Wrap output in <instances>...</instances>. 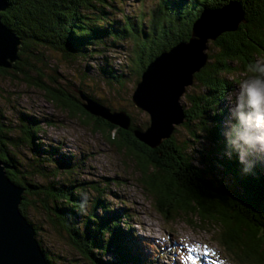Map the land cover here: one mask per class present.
Masks as SVG:
<instances>
[{"label": "trees", "instance_id": "16d2710c", "mask_svg": "<svg viewBox=\"0 0 264 264\" xmlns=\"http://www.w3.org/2000/svg\"><path fill=\"white\" fill-rule=\"evenodd\" d=\"M6 1L9 9L1 14L2 22L23 41L15 73L28 84L26 74L31 64L24 55L34 53L30 48L35 49V46L52 45L71 59L83 60L94 57L103 49L128 45L129 67L139 80L158 56L181 42H188L193 24L204 11L220 10L229 2L238 4L245 23L236 32L224 34L215 42L219 51L216 56L208 53L209 62L195 76L197 91L186 96L188 104L183 107L184 126L189 127L201 119V129L207 133L206 138L214 147L210 152L201 151L196 157L199 166L194 165L192 157L174 137L151 150L134 136V131L144 130L147 124L137 125L132 119L130 130H121L89 115L76 93L68 95L57 90L61 92L59 95L56 90L57 93L36 86L42 88L46 98L57 108L78 112L95 122L98 131L111 145L125 147L136 154L139 159L137 167L144 175L139 183L157 214L169 222L180 217L194 228L212 226L218 229L216 242L236 264H264V161L259 160V154L250 152L251 145L240 140L243 114H238L230 131H224L220 126L225 116V109L220 104L231 89L222 76L250 71L249 66L257 63L258 57L264 59V0H156L148 9L141 6L133 14H126L125 0ZM116 15H121V20ZM111 74L119 86L124 85L119 77L115 78L113 71ZM80 89L88 99L102 104L88 90L83 91V85L77 90ZM107 108L112 113L127 114L120 108ZM207 121L213 122L214 126L207 127ZM33 128H28L26 137H20V145L23 143L37 157H42L38 153L40 145L33 143ZM38 128L41 129L40 126ZM4 130L0 124V158L14 168L6 173L12 183L24 190L20 211L35 229L36 237L39 228L27 218L28 211L34 208L43 215L44 221L66 236L68 246L79 259L75 263L146 264L149 261L142 260L141 249L135 248L138 244L135 237L131 231H125L131 228V217L112 214L104 219L96 215L98 208L105 209V202L101 200L104 193L95 188L99 194V198L94 200L95 206L82 216V220L79 219L80 213L85 212V197L79 193L86 182L56 185L57 172L66 169V164L61 163L62 167L59 164L52 171H47L52 182L35 184L28 170H24V164H19L16 153L7 151L19 143H12ZM243 132L253 136L250 132ZM149 156L150 161L144 159ZM217 156L222 157L220 162ZM40 161L44 163L42 158ZM148 164L154 166L155 174H146ZM41 167L37 162L32 171L43 179L45 174ZM38 243L41 246L39 240ZM43 252L46 253L45 250ZM111 254L116 262L107 258ZM47 259L54 264L51 256Z\"/></svg>", "mask_w": 264, "mask_h": 264}, {"label": "rangeland", "instance_id": "374dc122", "mask_svg": "<svg viewBox=\"0 0 264 264\" xmlns=\"http://www.w3.org/2000/svg\"><path fill=\"white\" fill-rule=\"evenodd\" d=\"M125 1L126 14L137 12L141 6L148 9L150 4L156 2V0ZM116 16L121 20V15ZM18 38L21 40L19 47L21 52L23 41ZM120 46L117 49H103L87 60L71 59L66 53L54 49V45L30 48L34 53L24 55L31 64L26 74L30 84L25 82L21 75L15 73L19 52L18 59L13 64L14 68L4 69L8 72L0 71V124L5 127L7 137L12 143H19L13 144L14 147H10L7 151L11 154L16 153L15 157L19 158V164H24V170H28V175L31 174L35 184L52 182L53 180L47 177V171H52L59 164L62 167L61 163L66 164V169L57 172L56 185L72 183V181L86 182L79 193L85 197L83 206L85 212L79 215L81 220L82 216L88 214L95 206L94 200L99 198L95 188L103 192L104 196L101 200L105 202V209L98 208L95 214L104 219H108L112 214L119 216L127 214L131 217L129 221L132 223L131 228L125 231L127 233L131 231L133 238L135 237L134 241L138 243L135 248L141 249L142 260L149 259L146 264H236L216 242L218 229L208 225L194 228L188 226L180 217L169 222L154 211L150 197L139 183L143 173L137 167L139 159L135 153L129 152L125 147L111 145L103 133L98 131L95 122L87 120L78 112L57 108L46 98L42 88L36 86L37 84L48 90H60L68 95L76 93L80 98L83 95L82 90L77 89L83 85L85 88L83 91L88 90L87 92L93 94L102 106L124 110L127 113L125 115L131 118L130 123L133 119L137 125L147 124V128L140 131L145 133L150 128L151 117L147 112L136 108L133 103V92L142 77L137 80L129 67L128 45ZM218 51L215 43H208L207 53L216 56ZM153 62H157L156 59L151 63ZM257 62H264V59L258 57ZM112 71L115 78L119 77L122 80L123 86H119L113 79ZM251 76V71L222 76L231 85V89L220 104L225 109V116L220 123L224 131L231 130L238 114L244 115L248 111L244 102L243 85ZM195 82L194 78L193 85L187 88L181 98L182 108L188 104L186 96L196 93ZM200 122L201 119L186 127L185 120H181L180 124H172L173 129L170 133V138L174 137L177 140L186 154L192 157L196 166H199L196 157L202 153L201 151L210 152L214 149L211 140L206 138L207 133L202 131ZM213 124L207 121V127H212ZM39 126L41 129L38 128ZM29 127H34L33 143L40 145L41 151L38 153L42 157H37V154L23 143L20 145V137L24 138L28 135ZM239 128L242 135H244L243 131L252 133L253 137L259 135L255 128L245 127L243 123ZM6 134H4L5 138ZM249 150L259 154V160L264 161V145L254 143ZM217 157L220 162L222 157ZM41 158L44 163L40 161ZM144 159L150 161V156ZM37 162L43 166L41 167L42 173L45 174L43 179L37 176V172L32 171L33 165L35 166ZM146 168L147 175L157 172L152 164H148ZM69 171L71 173H68ZM28 212L27 218L39 228L36 238L46 252L44 253L39 245L46 259L51 256L54 264H83L75 263L79 259L68 246L63 233L44 221L43 215L36 208ZM126 226L128 225L123 227ZM130 247L131 245H128V248ZM107 258L116 262L113 254Z\"/></svg>", "mask_w": 264, "mask_h": 264}, {"label": "water", "instance_id": "95a60500", "mask_svg": "<svg viewBox=\"0 0 264 264\" xmlns=\"http://www.w3.org/2000/svg\"><path fill=\"white\" fill-rule=\"evenodd\" d=\"M8 10L0 0V14ZM242 10L235 2L220 10H206L193 24L188 42H181L148 65L133 92V103L150 115L151 125L145 133L134 131L135 138L151 150L170 138L172 124L184 120L181 98L194 78L208 63V43L234 33L244 24ZM21 40L7 28L0 16V68L13 69ZM82 108L92 117L121 130H130V119L124 113H112L107 107L81 95ZM85 102V103H84ZM13 167L0 159V264H49L42 252L35 229L20 211L24 190L8 178Z\"/></svg>", "mask_w": 264, "mask_h": 264}, {"label": "clouds", "instance_id": "9594fccd", "mask_svg": "<svg viewBox=\"0 0 264 264\" xmlns=\"http://www.w3.org/2000/svg\"><path fill=\"white\" fill-rule=\"evenodd\" d=\"M249 68L253 75L243 85L248 111L243 115L242 123L245 127L255 128L259 135H241L240 140L245 145H264V62L254 63Z\"/></svg>", "mask_w": 264, "mask_h": 264}]
</instances>
